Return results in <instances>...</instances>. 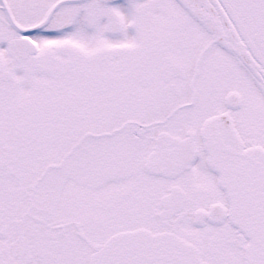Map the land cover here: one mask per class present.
Wrapping results in <instances>:
<instances>
[{
    "label": "snow or ice",
    "instance_id": "obj_1",
    "mask_svg": "<svg viewBox=\"0 0 264 264\" xmlns=\"http://www.w3.org/2000/svg\"><path fill=\"white\" fill-rule=\"evenodd\" d=\"M0 264H264V0H0Z\"/></svg>",
    "mask_w": 264,
    "mask_h": 264
}]
</instances>
